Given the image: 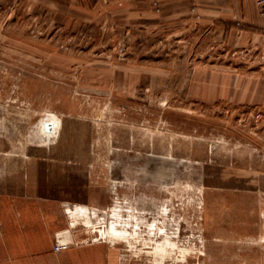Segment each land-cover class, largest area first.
Instances as JSON below:
<instances>
[{
  "label": "rangeland",
  "instance_id": "374dc122",
  "mask_svg": "<svg viewBox=\"0 0 264 264\" xmlns=\"http://www.w3.org/2000/svg\"><path fill=\"white\" fill-rule=\"evenodd\" d=\"M186 8L0 0V209L121 264H264V37Z\"/></svg>",
  "mask_w": 264,
  "mask_h": 264
},
{
  "label": "crops",
  "instance_id": "0c3cea01",
  "mask_svg": "<svg viewBox=\"0 0 264 264\" xmlns=\"http://www.w3.org/2000/svg\"><path fill=\"white\" fill-rule=\"evenodd\" d=\"M188 6L205 21L223 24L231 30L264 37V15L255 0H158ZM17 209L1 206L0 264H121L113 246L88 243L54 250V225L39 220L23 222ZM12 213V214H11Z\"/></svg>",
  "mask_w": 264,
  "mask_h": 264
},
{
  "label": "bare ground",
  "instance_id": "6f19581e",
  "mask_svg": "<svg viewBox=\"0 0 264 264\" xmlns=\"http://www.w3.org/2000/svg\"><path fill=\"white\" fill-rule=\"evenodd\" d=\"M41 127H42V130L39 129V131L43 133L46 140H49L52 137H54L55 134L58 132V128L60 127L59 120L55 118L54 116L48 117L41 122ZM102 226H97L98 231L100 232L101 235H109V236H112L114 239L120 237V235L112 234L110 232L111 231L110 228H105Z\"/></svg>",
  "mask_w": 264,
  "mask_h": 264
},
{
  "label": "built area",
  "instance_id": "2783aa9c",
  "mask_svg": "<svg viewBox=\"0 0 264 264\" xmlns=\"http://www.w3.org/2000/svg\"><path fill=\"white\" fill-rule=\"evenodd\" d=\"M255 3H256V6H257V9L259 10V12L264 15V0H255ZM65 248V245L64 243L57 241V244L55 245L54 247V250L55 251H60L62 249Z\"/></svg>",
  "mask_w": 264,
  "mask_h": 264
}]
</instances>
